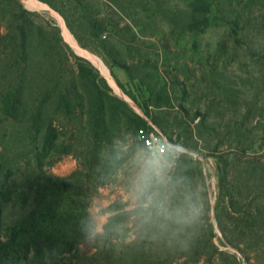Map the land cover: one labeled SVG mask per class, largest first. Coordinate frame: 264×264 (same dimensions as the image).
<instances>
[{"label": "rangeland", "instance_id": "obj_1", "mask_svg": "<svg viewBox=\"0 0 264 264\" xmlns=\"http://www.w3.org/2000/svg\"><path fill=\"white\" fill-rule=\"evenodd\" d=\"M193 1L20 0L35 38L31 62L22 65L9 37L0 41V264H15V254L27 264H115L111 259H122L121 253L130 264L141 261V238L165 236L210 247L191 261L189 250H175L167 259L160 254L167 250L152 243L145 251L159 254L143 260L264 264V0L226 3L209 16L220 17V24L191 28L184 18ZM80 5L102 22L100 42L109 55L93 39ZM11 6H0V21L3 34L13 37V21L6 20ZM63 26L74 44L66 41ZM55 27L73 55L69 77L79 88L78 118H56L49 100L47 125L58 119L62 151L72 152L40 161L24 137L25 125L6 117L3 101L13 82L26 76L27 65L34 88L69 56L46 48ZM40 31L46 40L38 38ZM92 68L113 100L100 145L105 185L89 199L91 225L84 226L72 214L71 183L86 174L92 150ZM122 110L151 119L169 142L167 152L148 153ZM246 211L257 213L251 225L241 222ZM23 230L32 236L58 231L69 236L68 244L11 258L13 234ZM104 242L118 253L106 256Z\"/></svg>", "mask_w": 264, "mask_h": 264}, {"label": "trees", "instance_id": "obj_2", "mask_svg": "<svg viewBox=\"0 0 264 264\" xmlns=\"http://www.w3.org/2000/svg\"><path fill=\"white\" fill-rule=\"evenodd\" d=\"M234 0H220L219 3L217 0H194L191 8V14H189L184 19V23L191 27L197 28L201 25L206 26L207 22L210 24L213 22H221L220 17L216 16L213 19L209 17L220 9L223 10L224 4L226 3H234ZM216 2V3H215ZM48 3V1H46ZM50 5V2L48 3ZM13 5V13L10 15L11 11L7 12V22L13 21V37L10 35V32L7 34H3L1 21H0V41L3 39L9 40L13 44V51L17 52V60L22 64L31 62V50L30 46L33 42L35 36L33 35V26L26 25V19L29 13L24 9L20 0H0V6ZM12 7V6H11ZM80 9L84 13V16L91 28V35L93 39L99 42L101 48L107 52L109 55L110 52L107 46L104 45L103 42H100V33L103 31L102 22L94 18L87 8L80 5ZM3 12V11H2ZM198 16L202 17L200 19ZM9 19V20H8ZM233 21H226V24L230 25ZM11 24V23H10ZM17 25L15 28L14 25ZM9 26L8 28H11ZM56 37L47 40V44L49 47H46L47 50H56L57 47L60 51H66L69 53V56L66 55L65 61H60L56 66V74H50L53 70H49L45 72L44 75L40 77V79L35 83V87L32 88L29 69L30 67L27 65V68H24V76L21 79H18L17 82H13V87L6 92L4 101H3V111L7 118L12 119L15 123L19 125H25L26 132L24 137L30 142L33 146L37 154V158L40 161H45L48 156H59L61 154H71V150L63 153L62 149L65 147L61 146L59 143V130L54 123L52 122L50 125H47L46 111L48 107L49 100L54 106V114L56 118H63L68 121L74 122L77 120V109L79 108V96H78V86L74 78L69 77V75L73 72V69H70V56L73 57L69 47L64 43L63 39L59 35V30L56 29ZM36 35V34H35ZM42 40H46V37L42 31H40V35L38 38ZM55 44V45H54ZM112 58V57H111ZM115 62V61H114ZM119 64V63H117ZM89 65V64H88ZM46 71V70H45ZM71 71V72H70ZM96 74L93 78H88V82H90L89 88L92 92L95 93V96L92 101V129H91V139H92V150L88 153V164H86L85 170L86 174L79 177H73L71 183V191L75 195V199H73V217L76 216L79 221L82 222V225L87 226L91 225V219L89 216V199L93 198V194H98L99 189L105 185L103 182V174H102V164H101V151L100 145L103 142V137L105 134L109 132L107 128V115L108 110L112 107V97L104 94L99 84H103L105 86V81L102 80L97 73V71L92 68L91 70ZM96 72V73H95ZM87 78V77H86ZM123 104V103H122ZM119 113L124 118L126 124L130 126V129L136 130V135L138 134V130L141 128H147L148 122L145 118L140 117L132 111L122 110ZM150 121L155 124L151 119ZM75 131V130H74ZM141 142V141H140ZM142 147H144L141 142ZM25 188V187H24ZM25 194V189L21 193V195ZM74 195H70L73 198ZM245 219L241 220L243 223H251L252 218L257 216V213L245 212ZM148 218H151L149 216ZM248 220V221H247ZM18 223L17 221H14ZM21 225V223H20ZM251 225V224H248ZM73 228H76L72 225ZM67 231V225H66ZM153 229H143V232H155ZM141 234H144V233ZM13 234V251L11 252V258L15 253H30L34 250L36 253H42L45 249L54 250L59 245L66 246L68 244L67 240L69 239L68 235H62L60 232H40L35 235L27 234L28 231H16ZM24 236V237H23ZM26 236V237H25ZM107 245L106 256L115 255L113 253H118L116 249L112 246L111 243L104 242ZM155 244L157 249H166V253H160L165 258H170V255L175 250L182 251L183 249L189 250L187 252V259L194 260L196 257V253L200 250L206 249L210 247L208 242L201 241H189L185 239H179L177 241L176 238L165 236L158 237L157 240H148L143 239L137 242V247H140L141 253V261L135 258L130 264H152L154 261L150 259L143 260V255H148L147 257H151L152 254L155 255L159 253H148L145 251L147 246L151 244ZM104 253V252H103ZM128 254V253H127ZM125 253H121L122 259H117L119 255H115L114 258L111 259L113 263H119L120 260H124V264H127ZM21 254H15L13 259H16L15 264H27L29 263V259L26 257L23 258V262L21 263L20 258ZM153 257V258H154ZM214 258V257H213ZM7 264V261L4 263ZM234 264H238L234 260Z\"/></svg>", "mask_w": 264, "mask_h": 264}, {"label": "built area", "instance_id": "obj_3", "mask_svg": "<svg viewBox=\"0 0 264 264\" xmlns=\"http://www.w3.org/2000/svg\"><path fill=\"white\" fill-rule=\"evenodd\" d=\"M146 120L148 127L139 129L138 137L148 153L162 156L167 152L169 142L165 135L150 120Z\"/></svg>", "mask_w": 264, "mask_h": 264}, {"label": "bare ground", "instance_id": "obj_4", "mask_svg": "<svg viewBox=\"0 0 264 264\" xmlns=\"http://www.w3.org/2000/svg\"><path fill=\"white\" fill-rule=\"evenodd\" d=\"M30 5L32 6L33 5V7H40V8H43L41 5H39V6H36V3L35 2H30ZM38 5V4H37ZM39 8V9H40ZM64 27V31H63V35H64V37H65V39H66V41L67 42H69L70 44H74V40L72 39V37H71V35H70V33H69V31H68V29L66 28V26H63ZM76 47V46H75ZM97 65H99L98 63H96ZM99 67H100V65H99ZM102 72L104 73V70H102Z\"/></svg>", "mask_w": 264, "mask_h": 264}]
</instances>
